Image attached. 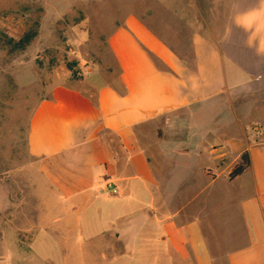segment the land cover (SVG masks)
Segmentation results:
<instances>
[{
    "label": "crops",
    "instance_id": "0c3cea01",
    "mask_svg": "<svg viewBox=\"0 0 264 264\" xmlns=\"http://www.w3.org/2000/svg\"><path fill=\"white\" fill-rule=\"evenodd\" d=\"M155 5L158 25L149 9L109 34V67L37 103L27 150L69 163V201H143L126 229L111 224L113 260L264 264V0ZM218 186L224 205L207 209Z\"/></svg>",
    "mask_w": 264,
    "mask_h": 264
},
{
    "label": "rangeland",
    "instance_id": "374dc122",
    "mask_svg": "<svg viewBox=\"0 0 264 264\" xmlns=\"http://www.w3.org/2000/svg\"><path fill=\"white\" fill-rule=\"evenodd\" d=\"M156 3L0 0V264H139L111 259L109 241L111 224L126 229L129 220L122 215L130 212L136 220L143 201H69L67 188L77 185L69 163L31 156L27 134L32 111L53 88L81 85L89 73L111 65L107 38L127 15L152 9L158 25ZM29 33L33 37L22 50L12 47ZM249 112L253 115L254 109ZM223 197L216 187L207 209L221 210ZM125 234L130 237L132 231ZM223 235L216 224L220 243Z\"/></svg>",
    "mask_w": 264,
    "mask_h": 264
},
{
    "label": "trees",
    "instance_id": "16d2710c",
    "mask_svg": "<svg viewBox=\"0 0 264 264\" xmlns=\"http://www.w3.org/2000/svg\"><path fill=\"white\" fill-rule=\"evenodd\" d=\"M33 37V33H29L24 35L20 40L17 42H13L11 45L13 48L22 50L31 40ZM69 68H72V65H68ZM249 165L248 156L246 152H243L240 155L239 161L232 167L228 174V179L231 180L234 177L240 175Z\"/></svg>",
    "mask_w": 264,
    "mask_h": 264
},
{
    "label": "built area",
    "instance_id": "2783aa9c",
    "mask_svg": "<svg viewBox=\"0 0 264 264\" xmlns=\"http://www.w3.org/2000/svg\"><path fill=\"white\" fill-rule=\"evenodd\" d=\"M106 191L109 194H115L116 193V189L115 188H112L110 185H107L106 186Z\"/></svg>",
    "mask_w": 264,
    "mask_h": 264
}]
</instances>
